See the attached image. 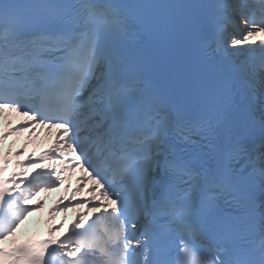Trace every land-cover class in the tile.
Listing matches in <instances>:
<instances>
[{
	"label": "snow or ice",
	"instance_id": "obj_1",
	"mask_svg": "<svg viewBox=\"0 0 264 264\" xmlns=\"http://www.w3.org/2000/svg\"><path fill=\"white\" fill-rule=\"evenodd\" d=\"M5 110L57 137L0 159V264H264V0H0ZM77 166L95 217L4 247Z\"/></svg>",
	"mask_w": 264,
	"mask_h": 264
},
{
	"label": "bare ground",
	"instance_id": "obj_2",
	"mask_svg": "<svg viewBox=\"0 0 264 264\" xmlns=\"http://www.w3.org/2000/svg\"><path fill=\"white\" fill-rule=\"evenodd\" d=\"M2 120V116H0V121Z\"/></svg>",
	"mask_w": 264,
	"mask_h": 264
}]
</instances>
